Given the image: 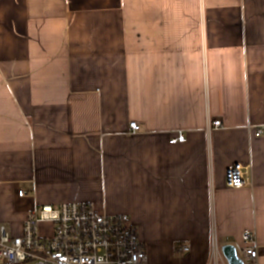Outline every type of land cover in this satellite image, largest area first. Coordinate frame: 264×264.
Wrapping results in <instances>:
<instances>
[{
    "label": "crops",
    "instance_id": "1",
    "mask_svg": "<svg viewBox=\"0 0 264 264\" xmlns=\"http://www.w3.org/2000/svg\"><path fill=\"white\" fill-rule=\"evenodd\" d=\"M259 129L264 0H0V225L15 236L34 208L89 202L130 217L147 264H210L214 237L240 257L244 230L264 264ZM236 162L250 187H227Z\"/></svg>",
    "mask_w": 264,
    "mask_h": 264
},
{
    "label": "built area",
    "instance_id": "2",
    "mask_svg": "<svg viewBox=\"0 0 264 264\" xmlns=\"http://www.w3.org/2000/svg\"><path fill=\"white\" fill-rule=\"evenodd\" d=\"M221 122V119L214 120L212 126L219 128ZM130 128L138 131L140 125L133 121ZM263 133V129H259L255 135ZM185 139L180 132L170 142ZM225 182L233 189L250 187V166L236 162L227 167ZM23 194L19 191V195ZM44 222L53 225V233L48 236L40 233V224ZM23 226V233L15 236L6 225H0V261L3 264H147V250L130 217L101 213L89 202L34 208ZM242 241L240 257L245 264H261L255 231L244 230ZM211 248L210 264H229L215 237ZM188 250V246L183 245L179 252Z\"/></svg>",
    "mask_w": 264,
    "mask_h": 264
},
{
    "label": "water",
    "instance_id": "3",
    "mask_svg": "<svg viewBox=\"0 0 264 264\" xmlns=\"http://www.w3.org/2000/svg\"><path fill=\"white\" fill-rule=\"evenodd\" d=\"M224 258L229 264H245L241 257L238 255L237 248L231 244H225L221 248Z\"/></svg>",
    "mask_w": 264,
    "mask_h": 264
},
{
    "label": "rangeland",
    "instance_id": "4",
    "mask_svg": "<svg viewBox=\"0 0 264 264\" xmlns=\"http://www.w3.org/2000/svg\"><path fill=\"white\" fill-rule=\"evenodd\" d=\"M45 223V222H44ZM42 224V223H41Z\"/></svg>",
    "mask_w": 264,
    "mask_h": 264
}]
</instances>
